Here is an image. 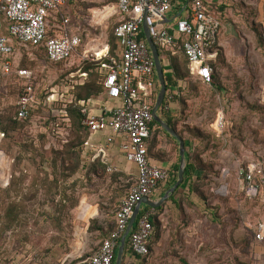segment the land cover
<instances>
[{
    "label": "rangeland",
    "instance_id": "rangeland-1",
    "mask_svg": "<svg viewBox=\"0 0 264 264\" xmlns=\"http://www.w3.org/2000/svg\"><path fill=\"white\" fill-rule=\"evenodd\" d=\"M114 2L68 0L87 21L101 18ZM211 4L221 19L213 82L189 75L173 101L176 106L167 111L178 113L176 131L205 172L194 182L196 192L187 190L179 205L166 208L149 255L134 264H264V240L254 239L264 221V0ZM88 29L60 64L50 63L42 49L17 41L11 55L0 56V116L16 118L27 83L17 74L21 68L32 70L29 81L37 98L29 116L18 120L19 128L6 135L0 131V264H77L98 250L136 180L135 165L124 161L114 145L98 153L91 136L77 146L85 130L64 120L73 86L87 77L80 71L83 52L95 41L107 42L112 21ZM176 51L181 55L179 47ZM94 97L106 96L102 91ZM220 116L224 126L218 130ZM149 152L179 162L178 142L162 130ZM76 164L73 172L69 167ZM248 168L250 183L240 175ZM11 203L17 220L7 225Z\"/></svg>",
    "mask_w": 264,
    "mask_h": 264
},
{
    "label": "built area",
    "instance_id": "built-area-1",
    "mask_svg": "<svg viewBox=\"0 0 264 264\" xmlns=\"http://www.w3.org/2000/svg\"><path fill=\"white\" fill-rule=\"evenodd\" d=\"M67 0H0V56L13 53L11 39L32 48H43L51 63L67 61L81 45L82 39L68 30L70 17L64 10ZM173 6V0H117L120 19L113 27V34L119 40V56H112L106 48L86 49L84 60L99 63L105 71L104 93L113 106H104L98 112H91L82 105L81 124L90 131L97 143L92 147L98 153L117 143L118 150L126 161L137 168V178L129 186L116 210V227L101 240L97 251L82 258L77 264H112L118 238L125 231L136 205L149 197L159 183L168 178V168L160 165L149 155L154 128L152 107L156 97L157 74L149 46L144 39L143 22L146 19L150 36L157 47L171 51L182 42L190 75L204 84L213 82L212 62L216 61L219 48L218 34L221 21L210 10L206 0H185V3L171 21L163 23L164 16ZM53 17L57 32L49 31V18ZM2 18V20H1ZM6 23V31L1 26ZM143 33V36H142ZM9 62L6 63L8 67ZM17 74L27 79L24 91L17 100V114L28 115L34 101V91L29 81L32 70L21 68ZM178 93V86L166 89L163 110L168 111ZM64 111V120H69ZM220 116L216 129L223 128ZM101 136V139H98ZM101 141V142H100ZM243 181L250 183L253 171L241 169ZM154 208L147 209L136 218L129 232L131 251L141 257L149 254L152 237ZM256 241L264 240V221L254 232Z\"/></svg>",
    "mask_w": 264,
    "mask_h": 264
},
{
    "label": "trees",
    "instance_id": "trees-1",
    "mask_svg": "<svg viewBox=\"0 0 264 264\" xmlns=\"http://www.w3.org/2000/svg\"><path fill=\"white\" fill-rule=\"evenodd\" d=\"M173 1H175V0H173ZM179 1H180V4L177 6L178 11H180L182 9V7L185 3V0H179ZM210 10L213 11L214 14L221 21L220 14L217 11V8L213 7L212 4H210ZM142 36H143V33H142ZM108 39H109L108 45L110 46L109 54L110 55L116 54L119 50V45H118L119 40L114 36L113 29H112ZM180 44H182V42L178 41V44L175 46L180 48L179 53L181 55L174 54V53L172 54L171 51H166V50H163L160 47H158V49L160 50L161 61H163V57H167L168 61H169L167 65L163 66L164 77H165L166 85L168 88L177 85V82L180 79L184 80L190 75V72L188 69V64H187V59L184 55L183 49L180 46ZM180 56H181V58H180ZM60 63H63V62L53 63V64H60ZM83 63H84V66H82L80 71L82 73H85L87 77H86L85 81H83V83H80L78 85L73 86V89H72L73 100L65 108V110L67 112L66 115H68V117H69L68 121L72 122V124L77 129H79V130L84 129L85 130V135L83 137V140H81V142L78 143L77 146H81L82 144H86L87 139L89 141V139L91 137L90 131L81 124V121L83 118V115L81 112V108H82L81 101H86L90 97L97 96L102 91H104L103 82L105 79V71L103 70V68L102 69L100 68L99 63L97 61L85 60V61H83ZM214 63L215 62H212V67H213V75L212 76L213 77H214V70H215V64ZM31 84H32V82H31ZM180 89L181 88L178 87V93L176 94L175 98H177L179 96ZM158 90H159V85L156 84V92L157 93H158ZM157 93H156V95H157ZM34 102H37L36 96H34L33 103ZM30 109H31V107L29 108L27 117L29 116ZM159 110H160V112H159L160 116L165 118V121L168 123V125L173 127L174 129H176V117L175 116L178 113H173V112L168 113L167 111H164L163 110V103L161 104ZM27 117L20 118V117H18V115H16V118L12 119V117H10V116H8V117L0 116V131L4 135H6L8 133V130H15L17 127L18 128L20 127L19 125L21 123H19L18 120H24ZM151 126L154 128V131H153L152 141L150 142L149 149L152 147L153 141L155 139H157V135H158L159 130H162L169 137L176 140L173 136H171L168 132H166L161 127V125H159L156 121L153 120ZM184 143H185V147H187L188 142L186 141V139H184ZM149 155L154 156L155 154L151 155L149 152ZM154 157H157V156L155 155ZM57 159H58V157L56 156V158L54 160H57ZM178 159H179V153H178ZM197 159H198L197 157H192V155L189 153V151L185 150V161L186 162H185L184 179H183L182 183L179 186H177V189L173 192V194L170 195V197L168 198V201H172L176 205L177 204L179 205V203L175 199V197L180 192V189L183 187H187L191 192H196L197 188H195L194 182L198 179H202L203 178L202 173L205 172V165H203L202 162L200 163ZM178 166H179V162H176V163H173L170 167H167L168 171H169L168 178L165 181L158 184L159 188L163 187L161 195L164 194V192L168 188H170V186H173V184L177 180ZM77 167H78V164H76L75 166L69 167V168H70V170H73V172H74ZM12 185H13L12 183H9L8 187L11 188ZM158 186H156V187L158 188ZM144 206H145V209H151L152 208L148 205H144ZM154 209L158 210L161 208H154ZM140 213H141V211H140ZM115 217H116V213H115ZM6 218H7V222H6L7 225H10V224L16 222V220H17L16 219V208L14 207V203H11V205L9 206L7 213H6ZM153 218H155V216ZM17 223H18V221H17ZM157 224L158 223H157L156 218L153 219L152 220V225H153L152 237H153V233H154V228L156 227ZM115 227H116V218H115V225L110 231L115 229ZM110 231H108L106 236H108ZM152 237H151V239H152ZM119 239L120 238H118V241H117L118 244H119ZM151 239L149 241V253H150V249H151V247H150ZM116 252H117V247L115 250V255L113 256L112 264H114V262H115ZM127 254H134L131 251L129 235L126 238L124 254L122 256L123 261L125 259L124 256H126ZM123 261H122V264H124Z\"/></svg>",
    "mask_w": 264,
    "mask_h": 264
},
{
    "label": "crops",
    "instance_id": "crops-1",
    "mask_svg": "<svg viewBox=\"0 0 264 264\" xmlns=\"http://www.w3.org/2000/svg\"><path fill=\"white\" fill-rule=\"evenodd\" d=\"M206 1H207V3L211 4V2L212 1H215V0H206ZM178 2L179 3L176 5V4H174V1H173L172 9L168 13L165 14L163 23H167V22L171 21L174 17H176V15L179 14L180 11L177 10V6L180 4V1L178 0ZM216 2H219V0H216ZM114 3L115 4H113L112 6H110L109 4L107 6H105V14L103 16H101V18H96V19H92V20L90 19V21L89 20L87 21L86 18H85V13L84 12L81 13V11L75 12V10H73L74 8L69 6L68 0H67V3L65 5V7H64V10L68 13V15L70 17V21H69V24H68V30L72 34L78 35L83 40V38H84L83 37V34H84L83 32L89 30L88 29L89 27H94V26H98V25H102V24L105 25V24H107L111 20L112 21V29H113L114 25L120 19V15H119L118 10H117V0H115ZM107 7H111V11L109 13L106 12L107 11L106 10ZM91 11L95 12V10H91ZM49 21H50L49 31L51 33L57 32V30H56V24L59 22V20L58 21H55V19L53 17H51V18H49ZM5 27H6V24H5ZM2 28H3V26H1V31H2ZM144 39H145V36H144ZM11 41L13 43V41H16V40L15 39H11ZM108 44H109V39L107 40V42H105V41H102V42L95 41V43L93 44V47H91L89 49L97 50L98 48H102L101 51L103 50V52H104V51H106L105 49L108 48V52H109L110 46ZM176 47L177 46H173V49L171 50V53L172 54L173 53L176 54V52H177L176 51ZM35 49H42L44 51L43 48H35ZM119 50H118V52L116 54H113L112 56H119ZM158 51H159V56H160V50L158 49ZM44 53H45V51H44ZM168 62H169L168 61V58L167 57H163L162 65L165 66V65L168 64ZM193 78H195V77H193ZM184 80H181L180 79L177 82V85L172 86V87L178 86V87L182 88L185 85V83H186V81H184ZM157 84L159 85L158 79H157ZM167 89H168V87H167ZM174 100H175V98H174ZM81 103H82V105H85L88 108L89 111H91V112H98L104 106H113V105L117 104V101L110 100L106 96L105 98H102V99L96 98V97H90L86 101H81ZM174 106H176V104L174 105V102H173V105L171 107H174ZM162 118L165 121V118L164 117H162ZM98 139H101V136H99ZM91 145H92V142H91ZM114 146L117 148L116 150L119 151L118 150V147H117V143H115ZM151 157L155 161H157L158 164L163 165L165 167H170L173 164V161H171V160H160L158 156L157 157L151 156ZM124 161H126L125 158H124ZM126 162H128V161H126ZM135 168H136V166H135ZM136 170H137V168H136ZM162 190H163V187L156 189L148 198L150 200H152V201H158L161 198V196L163 195V194L161 195ZM187 190H189L187 187L181 188L180 189V192L176 195L175 199L178 201L179 196H181V194H183V193H186ZM178 203H179V201H178ZM172 204L174 205L175 203H173L172 201H168V199H167L160 206L156 207V208H161V209H158V210H155L154 209V211H155L154 216H155L156 220H158L161 217L163 218L165 212L167 211L166 208L168 206L172 205ZM144 205H146V204H144V203L141 204L138 215L140 214V211L143 212V211L147 210V209H145V206ZM174 206H176V205H174ZM138 215H137V217H138ZM155 218H152V220L155 219ZM124 258H125L124 261L122 260L124 262V264H134L138 260L143 259V257L138 256V255H135V254H127L126 256H124Z\"/></svg>",
    "mask_w": 264,
    "mask_h": 264
},
{
    "label": "water",
    "instance_id": "water-1",
    "mask_svg": "<svg viewBox=\"0 0 264 264\" xmlns=\"http://www.w3.org/2000/svg\"><path fill=\"white\" fill-rule=\"evenodd\" d=\"M142 27H143V32H144L147 45L149 46L150 52L154 60L157 79H158V83L160 86L158 94L156 96V99L152 107L151 116H153L154 121H156L159 125H161V127L166 132H168L171 136H173L178 141L179 166H178L177 180L175 181L173 186H170V188H168L165 191V193L161 196V198L158 201H152L148 197H144V199L136 205L134 212L129 220V223L119 239V244L117 246V252H116L114 264H122V260H123L122 256L124 254L126 238L129 235V232L133 227L134 221L139 213L141 204L144 203L153 208L160 206L177 189V186H179L182 183L184 179V171H185V143H184V140L181 137V135L176 131V129L169 126L159 114V109L164 100L166 89H167L162 61L159 56L158 48L150 36L149 27H148L146 19L144 20Z\"/></svg>",
    "mask_w": 264,
    "mask_h": 264
}]
</instances>
